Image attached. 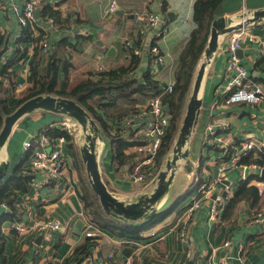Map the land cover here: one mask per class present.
<instances>
[{
  "label": "crops",
  "instance_id": "1",
  "mask_svg": "<svg viewBox=\"0 0 264 264\" xmlns=\"http://www.w3.org/2000/svg\"><path fill=\"white\" fill-rule=\"evenodd\" d=\"M111 1L60 0L53 8L56 11L55 24L48 23L47 17H42L39 12L38 17L29 24L28 32L26 29L23 33L24 36L29 35L28 41L20 42L18 40L23 31H20L16 24L11 0H0V82L3 84L2 93L11 100V105H15L25 96L32 86L29 69L35 55L40 57L39 68H43L49 56L53 54L60 58L58 88H64L63 64H68L67 84L70 85L85 79L88 74L96 71L100 64L107 69L127 66L132 48L140 47L141 56L133 75L142 82L148 72L147 48L150 44L158 42L165 61L162 65L161 78L167 81L173 77L174 64H177L181 48L194 27L192 20L194 0H115L118 8L110 12L108 7ZM15 2L20 10L25 0ZM164 3L166 9L162 10ZM259 9H264V0H224L220 6V16H232L239 20L237 18L239 13ZM145 11L163 14L166 32L162 37H154L153 31H149L143 37L133 28L134 19L133 15H130L131 12ZM168 12L170 16L167 15ZM244 30L246 35L242 38L239 48L242 56L239 57L240 61L248 69L249 76L264 89V55H261L264 19L248 25ZM230 35L231 32H228L222 36L205 68L202 102L196 125L187 144L188 157L179 161L180 166L175 172L169 191L158 208V213L166 212V216L156 227L144 229L142 239L134 241L116 237L107 229L90 222L80 198L82 187H90L85 166L80 153L75 155V151L63 141L59 144L72 161V166L63 175L60 183H57V188L54 190L46 187L29 188L27 192H17L14 200L18 213L27 219L29 225L33 224V220L56 219L63 224V228L52 231L48 239L43 236L37 243L40 232L17 235L14 230L5 226L2 236L5 238L4 253L7 264H72L83 259L91 264H124L126 259H131L132 264H187L190 260L193 264L197 260L201 264H264V218L258 223L251 222L250 212L254 209L246 201L240 202L229 218L224 219L223 213L219 222L210 223L207 221V203L202 205L194 212L192 220L187 222L188 236L185 242L177 241L176 232L169 234L167 230L168 225L173 223L178 215H183L182 205L203 181V177L210 175V168L203 154V137L210 118L216 115L220 121L228 122L236 140L249 141L250 137L261 136V122L264 121L262 105L214 106V98L218 97V91L225 82L228 58V52L225 50ZM43 39L49 42L50 51L47 56L42 55L38 48V43ZM126 41L130 43V47H126ZM9 60L14 61L11 70L15 72V77H12L11 82L2 77L3 64ZM146 101L147 98L135 106H142ZM61 117L62 114L38 109L16 121L0 150V161L9 162V172L23 158V142L42 129L60 128ZM120 120L111 122L114 125ZM75 130L81 134L79 126L73 131ZM70 133L74 137V147L80 148L83 143L79 141L80 136L75 132ZM97 150L102 180L119 200L133 202L140 194L153 190L155 184L152 178L146 182H135L130 177L128 165L114 162L109 138L103 137L99 144L97 143ZM124 152L138 153L134 146L127 147ZM209 153L217 155L214 150H210ZM133 157L134 161H137L138 156L135 154ZM22 165L31 173L29 184L32 181H41L42 176L31 172L26 160ZM240 171L239 167L230 174L236 184L239 182ZM66 180L67 187L64 183ZM185 180H192L193 185L189 186ZM249 185H254L257 189V180L252 179ZM263 195L261 198H264ZM213 196L214 194L210 199ZM113 219L106 218L111 223L118 220ZM78 220L82 221L81 228H76ZM184 220L185 217H182L176 221L177 224H181ZM88 230L94 234L86 236L85 232ZM152 232L156 234L152 235ZM227 238H231V244L224 246Z\"/></svg>",
  "mask_w": 264,
  "mask_h": 264
},
{
  "label": "built area",
  "instance_id": "2",
  "mask_svg": "<svg viewBox=\"0 0 264 264\" xmlns=\"http://www.w3.org/2000/svg\"><path fill=\"white\" fill-rule=\"evenodd\" d=\"M59 2L60 0H25L19 10L15 0H11L12 8L15 11L16 24L20 31L34 20L36 8H40L41 11L46 4H50L55 8ZM117 8V2L112 0L108 7L109 11L112 12ZM131 14L134 19L132 26L140 36L145 37L149 31H153V36L160 38L166 32V20L160 12L145 11L131 12ZM47 21L50 24H55L53 16L47 17ZM244 28L231 31L225 50L228 52L225 66V82L218 91V97L214 98V106H219V104L262 105V110L264 111V89L260 83L249 76L248 69L241 63L240 58L236 54V50L241 46L242 38L246 35ZM125 44L130 47L128 41ZM38 47L42 55H49L50 47L46 39L41 40L38 43ZM132 51L137 56H141L142 49L140 47H133ZM146 53L148 54V73L154 78H158V93L150 92L146 103L139 107L137 112L123 116L118 123L113 125L115 132H118L121 137H125L127 141L134 142L131 146H134L136 151L140 153L136 161L135 171L140 167H150L153 164L161 139L169 128L171 117L168 104L163 101L162 95L171 93L174 87L173 78L167 81H163V78H161L162 65L165 61L158 42L150 44ZM261 55H264V42H261ZM106 69L104 65L100 64L96 72ZM76 126L79 125L72 117L62 114L59 121L60 128H65L72 132ZM230 128L231 125L228 122L220 121V119L216 118V115L211 117L206 125L203 137V154L205 162L210 168V175L203 177V181L194 189L186 203L182 205L183 215H178L176 220H181L182 217H185L184 222L177 224L175 220L168 225V233L176 232L177 241H186L188 236L187 222L192 220L194 212L205 203H207V221L210 223L221 220L223 209L234 196L237 186L236 181L230 175L233 170L240 167L241 171L238 181L248 179L250 182L252 179L257 180L258 194L264 193V176L261 174L264 165L241 162L243 158L250 155L252 150H255L252 153V157H256L257 151L264 153V121L261 122L260 138L253 136L250 137L249 141L236 140ZM131 129L133 131L129 134ZM45 132V129L41 130V132L34 134L22 144L23 157L27 154L25 160L28 167L31 168V172L42 176L41 181L31 182V189H42L43 187L50 190L56 189L57 183H60L63 175L72 166V161L68 159L59 144L65 139L63 137L49 138ZM99 142L100 140L97 141L98 144ZM210 150L216 151L217 155L208 154ZM25 172L28 171L26 170ZM130 177L135 182H142L144 175L140 173ZM155 177L156 175L151 177L153 184H155ZM64 183L67 187V180ZM213 194V198L210 199ZM209 199L210 201L207 202ZM6 212H9V208L5 202H2L0 204V216ZM14 217L10 222H7L6 228L14 230L17 235L27 232H40L42 236L48 239L52 231H58L63 228V224L56 219L33 220V224L29 225L27 219L23 218L20 213L17 212ZM263 218L264 207L250 212L251 222L258 223ZM93 234L94 232L91 230L85 232L86 236H92ZM151 234L156 233L152 232ZM230 244L231 238H227L223 243L224 246ZM72 264L91 263L83 259ZM124 264H132L131 259H126ZM194 264L201 263L197 260Z\"/></svg>",
  "mask_w": 264,
  "mask_h": 264
},
{
  "label": "trees",
  "instance_id": "3",
  "mask_svg": "<svg viewBox=\"0 0 264 264\" xmlns=\"http://www.w3.org/2000/svg\"><path fill=\"white\" fill-rule=\"evenodd\" d=\"M223 1L224 0H194L193 2L192 20L194 22V27L184 42L178 56L173 78V91L162 95V99L168 104L171 114L169 128L161 139L157 155L150 167L143 166L135 171L137 163L134 161L133 156L135 154L140 156V153L126 154L124 152L125 149L134 142L127 141L125 137H121L118 132H115L111 122L112 120L118 121L125 115L137 112L138 108L135 105L142 103L148 98L150 92L158 93L159 90L158 78H154L148 72L144 76L142 82H139L134 77L133 72L138 64L140 56H137L131 50L130 60L127 66H121L117 69H106L100 72L94 71L88 74L85 79H81L70 85L67 84L68 64H63L62 70L65 76L64 88H58L60 58L57 57L56 54H53L49 56L47 64L43 68H39L40 57L35 55L29 69V78L32 86L27 90V94L20 98L15 105H11V100L3 95V84L0 82V128L4 116L11 113L22 101L32 96L50 94L73 99L86 109L96 123H98L103 137L110 139L114 162L119 165H128L130 176L140 173L143 174L144 178L142 182H146V180L156 175L159 168L163 165L168 153L171 151L195 70L207 43L211 23L221 15L220 6ZM165 9L166 4L164 3L162 4V10ZM40 13L42 17L53 16L55 18L56 16V11L49 4L44 5ZM28 28L29 25L22 30V36L18 41H28ZM26 29L27 36H24L23 33ZM13 64L14 61L12 60L5 61L2 67V77L7 78L10 82L12 81V77H15V72L11 70ZM45 130L49 138L63 137L70 149L75 151L72 133L67 129L45 128ZM132 131V129L129 130V134ZM253 151L255 150H252L250 155L243 158L241 162L245 164L258 163L264 165V153L257 151L256 157H252ZM26 157L27 154H25L21 161L4 177L0 184V204L5 202L9 208V212L3 213L0 216V261L2 264H7L6 255L4 253L5 238L2 236V230L5 227V223L15 218V214L18 212L14 205L16 193L27 192L30 188V177L25 174L26 170L22 165ZM146 175L148 176L145 177ZM90 189V187L84 186L80 191V198L83 201L86 216L90 222L96 224L100 228L107 229L116 237L134 241L141 240L142 232L146 227L162 220L166 216V212L160 211L151 219L142 220L141 222L119 223L118 220H115V224L108 222L106 218L111 219L112 217L106 215L102 211L97 197ZM262 195L257 194V189L254 185H249L248 179L239 181L235 188L234 196L223 209V218H229V215L233 213L237 205L242 201L248 202L249 206L254 209L252 211L263 208L264 198H261ZM111 220L114 219L112 218Z\"/></svg>",
  "mask_w": 264,
  "mask_h": 264
},
{
  "label": "water",
  "instance_id": "4",
  "mask_svg": "<svg viewBox=\"0 0 264 264\" xmlns=\"http://www.w3.org/2000/svg\"><path fill=\"white\" fill-rule=\"evenodd\" d=\"M39 12L40 8H36L34 19L38 17ZM167 15L170 16V13L168 12ZM237 18L239 20L232 16H220L212 21L207 43L202 54L203 61L196 70L191 93L177 136L171 148V154L166 159L164 168L160 169L156 174L153 190L149 193L140 194L135 201H121L106 187L99 171L97 159V141L103 138L101 128L90 113L73 99L50 94H38L22 101L11 113L5 115L3 118L0 128V150L16 121L25 114L40 109L70 116L81 128V138L83 139V143L80 146L81 159L85 166L90 188L97 197L102 211L106 215L123 222L135 223L151 219L158 213L159 205L169 191L175 172L180 166L179 161L185 160L188 157L189 150L187 144L196 125L202 102V85L205 77V68L215 53L219 40L228 32L262 21L264 19V9L249 13L242 12L239 13ZM110 50L112 51L113 48H110ZM236 54L238 57H242L240 49L236 50ZM187 163L189 164L190 162L188 161ZM9 169V162L7 160L0 161V181L9 173ZM25 174L31 175L29 172H25ZM261 174L264 176V169ZM6 225L7 223H5ZM81 226L82 221L78 220L76 228H81ZM42 237V235H39L36 242H40ZM187 264H193L192 260Z\"/></svg>",
  "mask_w": 264,
  "mask_h": 264
},
{
  "label": "rangeland",
  "instance_id": "5",
  "mask_svg": "<svg viewBox=\"0 0 264 264\" xmlns=\"http://www.w3.org/2000/svg\"><path fill=\"white\" fill-rule=\"evenodd\" d=\"M202 61H203V57H202V55H201V58L199 59L198 65H197V67H196V70H197L199 64H200ZM175 67H176V64H174V67H173V74H175V69H176ZM196 70H195V74H196ZM195 74H194V77H195ZM194 77H193V79H194ZM172 78H174V75H173ZM192 84H193V81H192ZM192 84H191V86H190V90H189V93H188V98H189L190 93H191ZM188 98H187V101H188ZM187 101H186V104H187ZM139 107H141V106H139ZM139 107H137V108H139ZM185 109H186V105H185V107H184V109H183V114H184V112H185ZM182 117H183V115H182ZM181 122H182V118H181V120H180L179 127H180ZM97 124H98V123H97ZM79 129L81 130L80 126H79ZM178 129H179V128H178ZM72 132H75L77 135L80 136L79 141H83V139L81 138V134H82V132H81V134L78 133V130H75V131H72ZM177 133H178V130H177ZM176 136H177V134H176ZM176 136H175V138H176ZM73 140H74V137H73ZM174 140H175V139H174ZM74 144H75V143H74ZM172 146H173V145H172ZM79 153H80V148H78L77 146H75V155H79ZM170 154H171V151L168 153L166 159L170 156ZM80 156H81V154H80ZM166 159H165V161H166ZM165 161H164V163H165ZM162 168H164V164H163L162 167L159 168V170L162 169ZM159 170H158V171H159ZM185 181H186V180H185ZM186 182L188 183L189 186H190V185H193L192 180H190V181H186ZM109 220H111V219H109ZM170 220H171V219H170ZM170 220H169V221H170ZM169 221H168V222H169ZM172 221H173V220H172ZM159 222H160V221H158V222H156V223H153V224H151L150 226L146 227V230H148V229H154V228L156 227V225H157ZM165 223H166V222H165ZM171 223H172V222H171Z\"/></svg>",
  "mask_w": 264,
  "mask_h": 264
},
{
  "label": "clouds",
  "instance_id": "6",
  "mask_svg": "<svg viewBox=\"0 0 264 264\" xmlns=\"http://www.w3.org/2000/svg\"><path fill=\"white\" fill-rule=\"evenodd\" d=\"M126 47H128V46H126ZM133 52V51H132ZM252 78V77H251ZM253 79V78H252ZM254 80V79H253ZM255 81V80H254ZM258 193V192H257ZM259 195V194H258ZM262 195V194H261Z\"/></svg>",
  "mask_w": 264,
  "mask_h": 264
},
{
  "label": "bare ground",
  "instance_id": "7",
  "mask_svg": "<svg viewBox=\"0 0 264 264\" xmlns=\"http://www.w3.org/2000/svg\"><path fill=\"white\" fill-rule=\"evenodd\" d=\"M80 132V131H79Z\"/></svg>",
  "mask_w": 264,
  "mask_h": 264
}]
</instances>
